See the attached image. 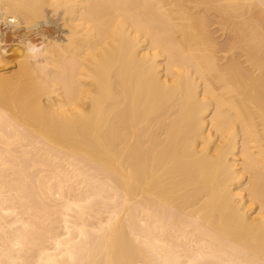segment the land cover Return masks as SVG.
Instances as JSON below:
<instances>
[{
	"label": "bare ground",
	"instance_id": "6f19581e",
	"mask_svg": "<svg viewBox=\"0 0 264 264\" xmlns=\"http://www.w3.org/2000/svg\"><path fill=\"white\" fill-rule=\"evenodd\" d=\"M55 17L0 72V264H264V0H0V38Z\"/></svg>",
	"mask_w": 264,
	"mask_h": 264
},
{
	"label": "rangeland",
	"instance_id": "374dc122",
	"mask_svg": "<svg viewBox=\"0 0 264 264\" xmlns=\"http://www.w3.org/2000/svg\"><path fill=\"white\" fill-rule=\"evenodd\" d=\"M53 15V13L51 14H49V17L50 16H52ZM51 19V18H50ZM55 19V21L57 22V20L58 19H56V17L54 18ZM52 20H53V18H52ZM61 20V19H60ZM59 23V24H58ZM62 23H63V21H62ZM61 23V21L59 22H57V23H54V22H50V23H42V25H39L38 27H36V29L35 28H33V30H28L27 29V27L25 28V25L24 24H22V26L20 27V28H18V29H14L15 31H13V29H10V28H6L5 26H3V31L5 32L6 30H7V32H5L2 36H1V38H0V46H2V47H0V51L2 50V53L4 54V57H3V59L5 58H7L1 65H0V72H5V70H7V73H8V71H11V73H13V71L14 70H16L17 69V60H18V58H17V53H18V51H19V47L21 46V40H23L28 34H30L31 36H34V34L32 35V33L34 32H36L37 31V29H39L40 31H39V33H41L42 35H46V36H52V34H53V36H57L58 37V35H60V37H62V33H63V31L65 30L64 28H63V26L62 25H60V24H62ZM44 24H46V25H44ZM57 24V25H56ZM24 25V26H23ZM53 25V26H52ZM42 26V27H41ZM55 26V27H54ZM59 28H58V27ZM2 27V26H1ZM6 28V29H5ZM10 30H12V31H10ZM56 32H55V31ZM62 30V31H61ZM11 32H13V33H11ZM28 32V33H27ZM32 32V33H31ZM38 32V31H37ZM44 32V33H43ZM61 32V33H60ZM10 33L12 34V35H10ZM60 33V34H59ZM51 34V35H50ZM55 34H57V35H55ZM25 35V36H24ZM4 37H6V38H4ZM12 37V38H11ZM37 37H39V38H41V36H37ZM3 39H7L6 41H4ZM13 39V40H12ZM4 42H3V41ZM11 40V41H10ZM1 41L3 42V44L1 43ZM9 41H10V44H9ZM7 42V43H6ZM5 43H6V45H5ZM19 45V46H17V45ZM12 45V46H11ZM8 46V47H7ZM3 47H7V48H4L3 49ZM11 47V48H10ZM12 48H13V50H12ZM6 50V51H5ZM7 52V53H6ZM8 52H9V54H8ZM12 55H11V54ZM13 54H14V57H13ZM12 58V59H11ZM8 59H9V62H8ZM11 59V60H10ZM11 61V62H10ZM7 62V63H6ZM14 63V64H13ZM12 68V69H11ZM8 74H10V72L8 73Z\"/></svg>",
	"mask_w": 264,
	"mask_h": 264
},
{
	"label": "clouds",
	"instance_id": "9594fccd",
	"mask_svg": "<svg viewBox=\"0 0 264 264\" xmlns=\"http://www.w3.org/2000/svg\"><path fill=\"white\" fill-rule=\"evenodd\" d=\"M27 53L33 59V61L36 63H39L40 60L42 59L43 55H44L42 47H39L35 44H31L27 48Z\"/></svg>",
	"mask_w": 264,
	"mask_h": 264
}]
</instances>
